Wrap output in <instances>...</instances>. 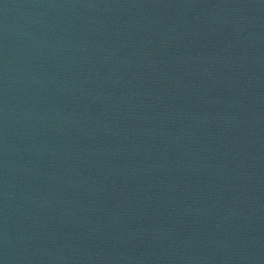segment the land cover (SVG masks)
<instances>
[{
  "label": "water",
  "instance_id": "1",
  "mask_svg": "<svg viewBox=\"0 0 264 264\" xmlns=\"http://www.w3.org/2000/svg\"><path fill=\"white\" fill-rule=\"evenodd\" d=\"M0 264H264V0H0Z\"/></svg>",
  "mask_w": 264,
  "mask_h": 264
}]
</instances>
